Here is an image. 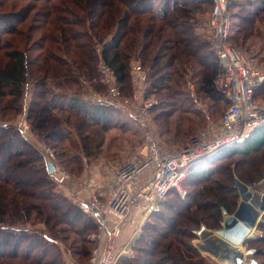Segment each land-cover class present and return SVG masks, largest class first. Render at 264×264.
Instances as JSON below:
<instances>
[{"label": "trees", "instance_id": "obj_1", "mask_svg": "<svg viewBox=\"0 0 264 264\" xmlns=\"http://www.w3.org/2000/svg\"><path fill=\"white\" fill-rule=\"evenodd\" d=\"M59 1L60 3H56V0H0V111L3 116L11 110L26 112L25 117L31 130L46 142L56 141L60 132L71 133L66 124L70 122L75 123L74 127L78 130L92 124H100L103 129L109 127L116 117L114 108L98 105L93 97L92 101L89 100V91L86 89L93 86L94 92L109 90L101 73V68H107L122 92H127L128 95L129 91L126 89L132 90L130 61L133 56L141 59L142 67L151 70L148 78L145 77L146 81H150L149 92L164 93L170 99L169 106L172 105L173 108L178 102L183 105L185 99L192 97L190 94L184 99L179 98L188 82L184 79L188 65L182 70L181 61L192 54L188 47L191 43L206 47V58L199 57L203 67L195 73L197 92L211 96L218 93L229 103L213 84L220 69L218 59L211 50V44L196 34L192 17L182 16L181 11L184 9L178 6L181 0L160 2V9L153 12L154 15L149 18L147 27L142 31H136V27L130 28L132 23L129 20L133 13L128 11L121 15L122 9L116 2L129 4L144 0ZM259 2L260 0L249 3L251 6H258L256 9H242L256 17L264 12V7H260ZM262 3L264 4V0ZM144 11L134 14L140 16ZM31 12H34L33 15ZM236 17L241 19L237 24V31L241 35L248 32L249 35L252 34V17L250 19L243 14H237ZM27 19L31 20L29 25L26 23ZM155 21L162 23L157 26ZM136 24L134 22L133 25ZM166 25L181 28L180 33L191 31L190 36L179 37L177 31L164 35L167 31L162 30ZM231 44L237 46L233 42ZM187 62L189 64L190 60ZM30 78L32 83H29ZM30 84L33 89L28 98ZM160 104H155L153 110L164 107ZM55 112L60 113V116L55 115ZM157 116L161 118V113ZM5 134L8 137L6 142L14 141L22 146L10 152V155L18 151L23 152L21 155L28 153L31 157L26 158V162L42 174L37 178L31 176L38 179L37 183L19 179V183L23 182L33 188L24 190L10 181L4 163L2 166L0 162V264H67L63 259L62 249L56 243V225L61 221L76 234L74 245L83 246L79 251L78 248L74 250V254L85 257L89 255L92 250H89L88 244L91 241L87 239V235L95 229V221L72 199L56 190L49 172V161L25 137L21 129L14 125L0 124V136ZM91 146L92 144L85 142L82 148L90 154ZM262 150L264 125L245 141L237 142L209 160L193 166L183 187L193 185L189 182L200 177L209 179V174L215 170L207 167L208 164L229 158L233 153L249 156ZM261 165L256 164L260 178L251 183L262 179L264 170ZM231 178L229 176L228 179L230 189L221 183L220 188H224L225 192L216 190L214 200H210L209 204H201L200 197L196 194L186 191V195L182 196L176 189L170 190L160 208L143 225L142 233L133 246V254L122 255L117 264H204L205 257L193 243L197 238L196 230L203 222L208 227L220 228L223 209L230 213L235 211L239 192ZM171 195L175 196L172 203L183 202L189 195L191 200L184 201V206L179 208L169 202ZM35 199L40 202L36 203L33 201ZM55 201L60 205L57 206ZM166 207L169 213L166 212ZM30 221L33 224L44 221L47 230L39 232L35 228H29L27 223ZM190 224L196 226L193 228ZM198 224L200 225L197 226ZM258 228L263 233L246 240L244 244L249 248L255 247V254L262 255L264 252L255 245L264 242V215ZM19 243L25 244L28 252L38 250L40 254L32 256L24 253L21 256L17 252L21 246ZM10 244L14 245V250L9 252L7 248ZM258 264H264V261H259Z\"/></svg>", "mask_w": 264, "mask_h": 264}, {"label": "rangeland", "instance_id": "obj_2", "mask_svg": "<svg viewBox=\"0 0 264 264\" xmlns=\"http://www.w3.org/2000/svg\"><path fill=\"white\" fill-rule=\"evenodd\" d=\"M152 1L144 0L141 3L133 1L129 2V4H125L119 1L116 3L122 9L121 15L128 11L133 13L129 20L130 24L132 23L130 25V28L133 29L136 27V31H142L145 30V28L147 27L149 23V18L154 15L153 12H155L157 9H160V2L164 0H156V4L155 0ZM251 1L257 0H229V11L232 15L231 39H229V41L230 43L233 42L237 46H239L238 48L243 52L246 60L249 63H252L257 67L264 69V12H260L261 14L254 17L251 14L247 13V11L242 9V7H248L249 9L258 8V6H251V4H249ZM262 2L263 0H260L259 5L263 8L264 4ZM56 3H60V1L56 0ZM116 3L114 6H116ZM178 6L179 8L184 9V11L182 10L183 12L181 11L182 16L186 15L192 17L193 23L196 27V34L202 40L208 41L210 43V29L207 26V20L213 9V4L211 0H181ZM141 10H145V13H143V15L141 14L140 16H138L137 14H134L138 13ZM31 13L33 15L34 12ZM237 14L246 15L250 17V19L252 17V20L254 21L251 28L252 34L249 35L248 32L246 33V35H241V33L237 31V24L241 22V19L239 17H236ZM30 21V19H27V25L30 24ZM134 22H137V24L133 25ZM154 23L159 26L162 22L155 21ZM172 27L170 28V26L166 25L162 30L167 31L164 33V35H167L170 31H177V35L179 37L190 36L191 31L186 30L180 33L179 31H182L181 28H178L176 26H174L173 28ZM157 31L159 30L157 29ZM188 47L192 50V54L188 58H186L185 61H181L182 63L180 67L183 70V67L188 65L186 69V75L184 76V79L188 80V82L187 84L185 82L186 85L182 89V94L179 96V98L184 99L186 95L187 97H189L190 94H192V97L190 96V98H188L190 101L188 99H185L183 105L181 102H178L176 103L175 108H173L172 105L169 106L168 100L170 99L166 98L164 93L159 94V92H149L150 81H148V79L147 81L144 79L141 87H143L145 91L143 93V96L141 95V97H139V100L141 101L137 103L135 101L133 105V108L135 110H140L138 120L131 117L127 111L114 108L113 111L116 112V117L113 118L110 123V126L106 129H103L100 124H92L88 125L83 130H78L74 127L75 123H66L71 133L68 134L60 132L56 141L51 140V143L46 142L44 138L40 137L38 134H36V132L31 130V125L28 119H26L25 117L26 112L23 113V110L19 112L11 110L9 112H6L5 116H3V112L0 111V124L14 125L15 127L21 129L25 137L29 139V141L39 149V151L45 156L47 161L52 162L55 167L58 168L59 171L65 172L70 175L69 180H66L63 183H58L54 178L56 170L55 172L50 173L51 179L55 184L56 190L60 191L63 195L72 199L78 205V202L80 200H88V198L90 197L91 192L93 190V186H91L89 183L92 179H94L95 181L97 180L99 182L98 179L101 178L100 185L104 186L105 183L102 180V177L104 176V174L112 176V173L114 172L112 171L111 167L113 165H115L116 163H120L123 160L140 155V149L146 142L148 134L151 135L153 140H155L162 148L166 150H176L187 145L193 137L200 135L210 125L215 126L220 124L222 115L227 110L229 103H226V100L222 98L218 93H215L211 96L197 92V75H195V73H197L203 67L202 62L199 61V57L204 56V58H206V47H201V45L199 46V44L197 43H191V46ZM98 48H100V46H98ZM187 60H190L189 64ZM133 63L141 65V59L138 56H133L131 58L130 88H132V90L129 88L126 89L127 91H129L128 95L126 94L127 92H122L121 88L117 85L114 76V79H112L113 83L116 84V86L119 88L124 97L131 100L134 99V96L138 92V87L133 81ZM141 68L145 77L147 76L148 78L149 72L151 70L148 69V67L141 66ZM103 69H105L106 71L108 70L107 68H101V73ZM102 76L104 77V75ZM31 81L32 80L30 78L29 83H32ZM87 83L90 82L87 81ZM213 84L215 86L214 80ZM30 85L31 87L30 90H28V98L31 95L30 91L33 89L32 84ZM92 87L86 89V91H89V93L87 94L89 100L92 101V97L95 98V96L108 98V90L106 91V89H103V91L94 92ZM215 88L220 91L216 86ZM255 97L259 100H264V85L257 90ZM23 101L24 99L22 98V103ZM151 101H157L159 105H161L160 103H162L164 107L161 109L153 110L154 106H151L145 111L141 110V108L145 109L144 104L146 102L148 103ZM160 113L162 119L158 118L157 116ZM162 113H168L169 115H163ZM54 114L60 116V113L55 112ZM74 119L77 120L78 118ZM89 135H91L90 139L87 140ZM7 138L8 137L6 134L0 136V162H2V166L4 163V167L7 169V177L10 178V181H14L15 183H17L16 185L21 189H33L32 186L23 182L19 183L18 180L22 178L24 180H28V182L31 180L37 183L38 179H33L31 178V176L33 175L36 178L41 177V171L26 162V158L31 157L28 156L27 152L24 151L25 153H27L26 155H21L23 153H21V151H18L16 154L10 155V152L16 150L17 148H22V146L17 145L14 141H9V143L6 142ZM85 142L88 145L92 144V151L90 154L84 151L82 148L83 143ZM24 148L26 149V147H23V149ZM257 163L262 164L261 166L264 170V150L255 154H250L249 156H241L240 154L233 153L229 158H225L220 161H215L214 164L207 165V167H210V169L215 170L213 173L209 174V179L204 177L197 178L194 181L189 182V184L191 183L193 185H185L183 189L187 192H190L191 194L198 195L200 197L201 204H205L207 202L209 204L211 203L209 202L210 200H214V194L216 193V190L220 191L221 193L225 192L224 188H220L221 183L224 184L223 186L225 188L230 189L229 186L231 185V183L228 182V179L229 176H232L231 181L234 182V185L237 187L239 192L238 204L243 201L241 197V194L243 193L240 191L241 185L249 187L252 191V194L254 195L253 197L259 201L264 193V174L260 181L251 183L254 180H258L261 175L256 168ZM245 177H249L250 179H246ZM203 192H205V194ZM174 197V195H171L168 198L170 203L173 202ZM189 200H191L190 195L184 199V201ZM33 201H35L36 203L40 202L36 199ZM164 201L165 200L160 202L158 207L154 211L158 210ZM184 201H176V203L172 204H175L177 207L181 208L185 204ZM54 203L57 202L55 201ZM238 204L236 209L238 208ZM58 205L60 204L57 203V206ZM166 212L169 213L167 207ZM152 213H150L149 216H145L146 219L144 224L149 219ZM90 217H92L96 224L95 229H93L87 235V239L91 241L90 244H88L89 250H93V248L96 246V242L93 239V235L99 233V222L93 216ZM140 220L142 221V219ZM61 222L56 225V232L58 237V239H56V243L62 249L63 259L66 261L67 264H90V252L89 255H87L86 257L84 255L76 256L74 254V250L78 248L79 251L83 248V246L79 245L77 247V245H74L73 241L74 238L77 237L76 234L72 231V229L69 228L68 225L63 224L64 222ZM32 224L33 223H31L30 221V223H27V226L31 229L35 228L36 231L39 232L40 230H47L44 221H38L37 223L33 225ZM193 225L194 224H190V226L194 228L196 225ZM199 225L200 224H198L197 226ZM212 225H215V223H213ZM202 226H206V228L209 230L218 229L215 227H208L205 222L201 223V227ZM201 227L196 230L197 238L194 239L193 243L198 248L200 253L205 257L204 264H224L223 261H221L219 258L214 256L210 252L203 251L200 247H198L197 243L199 242V240L200 242H202L203 245L205 243L203 240L204 238L202 237L203 235L199 234V230L201 229ZM256 229V232L253 230L252 235L256 233L255 235H257L258 237L263 233V231H261L258 227ZM141 233L142 231L140 232V235ZM122 235L120 238V242L124 241V239L127 237L126 236L122 239ZM136 241L137 240L135 239L132 244L133 246ZM212 241H214V239ZM20 245L21 246L19 248V251L17 252L21 256H23L24 253H30L27 251L28 247L25 244ZM211 246L213 247V244H211ZM255 246H257L264 252V242L261 244L259 243ZM242 249L244 250L251 248L244 244V247ZM12 250H14V245L10 244V246L7 248V251L10 252ZM33 254L38 255L40 254V251L37 250L34 253H30V255L32 256ZM132 254L133 247L131 253L128 255ZM246 259L247 261L250 259H254L255 261H257V263H259V261H264V253H262V255H256L254 253L252 255H248Z\"/></svg>", "mask_w": 264, "mask_h": 264}, {"label": "built area", "instance_id": "obj_3", "mask_svg": "<svg viewBox=\"0 0 264 264\" xmlns=\"http://www.w3.org/2000/svg\"><path fill=\"white\" fill-rule=\"evenodd\" d=\"M213 9L208 17L211 50L216 55L220 69L214 79L215 86L229 102L219 125H210L184 147L176 150L162 148L151 135L140 149V155L113 165L112 176L104 174V186L94 179L88 200H80L78 207L99 222V233L93 235L96 246L91 252L90 264H117L124 254L120 238L126 224L139 228L138 213L149 216L166 199L168 192L176 189L186 195L183 183L190 169L233 144L245 141L264 125V100L257 99L256 91L264 85V69L249 63L243 52L229 41L232 15L229 0H211ZM133 81L138 87L134 99L124 97L113 83V74L102 70L109 85L108 98L95 96L98 105L127 111L139 119L133 108L143 96L141 87L145 79L141 65H132ZM146 102L145 111L157 104ZM143 113V112H142ZM141 113V114H142ZM58 183L69 180L70 175L56 168ZM102 186V187H101ZM135 211L137 214H135ZM138 226V227H137Z\"/></svg>", "mask_w": 264, "mask_h": 264}, {"label": "water", "instance_id": "obj_4", "mask_svg": "<svg viewBox=\"0 0 264 264\" xmlns=\"http://www.w3.org/2000/svg\"><path fill=\"white\" fill-rule=\"evenodd\" d=\"M48 166L50 173L55 172L56 167L52 162H49ZM241 189L242 186L240 187V191L243 193L241 194L243 201L238 204V208L232 214L226 209H223V220L220 228L209 230L206 226H202L199 230V234L203 235L202 237L205 243L198 247L203 251L210 252L223 262L228 261L230 264H245L247 256L256 253L255 248L244 250L242 248L246 240L257 237V235L250 234L254 227H258L264 215V193L261 197L263 202L260 207L263 212L260 215L256 212L253 216H250L242 212L244 199L246 198ZM210 238L212 240L214 239V241ZM211 244H213V247ZM248 261L250 262L249 264H258L254 259Z\"/></svg>", "mask_w": 264, "mask_h": 264}, {"label": "crops", "instance_id": "obj_5", "mask_svg": "<svg viewBox=\"0 0 264 264\" xmlns=\"http://www.w3.org/2000/svg\"><path fill=\"white\" fill-rule=\"evenodd\" d=\"M135 214H137L136 211H135ZM140 219H142V221ZM145 219H146V217L145 216H142V213H138V222H139L140 228H136L135 229L132 224H128V225H126L124 227V229L122 231L123 232L122 233L123 234L122 235V239L125 238L126 236L127 237L124 239V241L120 242V248H121V250H122V252L124 254H127L128 255V254L131 253L132 247H133L132 244H133V242H134L135 239L137 240L139 238V235H140V232H141V227L144 224ZM199 242H200V240H199Z\"/></svg>", "mask_w": 264, "mask_h": 264}, {"label": "bare ground", "instance_id": "obj_6", "mask_svg": "<svg viewBox=\"0 0 264 264\" xmlns=\"http://www.w3.org/2000/svg\"><path fill=\"white\" fill-rule=\"evenodd\" d=\"M241 186H242V190L244 192L245 198H246L244 199V205H243L242 212L245 214H249L250 216H253L256 212L260 215L263 212V210L260 209L263 199H260L259 201L256 200L253 197L254 195L252 194V191L250 190L249 187H246L245 185H241ZM253 230L256 232L257 229L254 227L250 235H252ZM197 245L202 246L203 244L202 242H198ZM249 263H250L249 261H245V264H249ZM224 264H230V263H228V261H224Z\"/></svg>", "mask_w": 264, "mask_h": 264}]
</instances>
